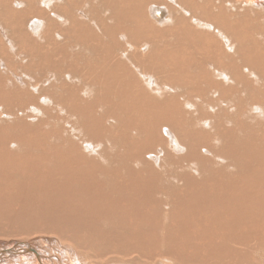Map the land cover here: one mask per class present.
Segmentation results:
<instances>
[{"label":"bare ground","instance_id":"obj_1","mask_svg":"<svg viewBox=\"0 0 264 264\" xmlns=\"http://www.w3.org/2000/svg\"><path fill=\"white\" fill-rule=\"evenodd\" d=\"M44 1L46 2V0H44ZM44 1L39 0L38 2H36V0H0V9H2V10H0V69H1V61L2 60L5 62H8V65L11 61L10 50L8 48V46H10V45H9V43H7V37L8 36L3 32V29L8 28L6 32L11 31L15 38L20 39L21 44L29 43L31 45L30 42H28L27 40L26 41L24 40L27 36V32L37 34V31L39 28H38V25L36 23H35L36 26L34 25L35 27L29 26L30 25L29 23L32 22L31 21L32 19H36L37 21L43 22L44 27H46V30H47V27H49V29L47 30V32H46V30L44 32V38L46 37V39H44L45 40L44 42H45V44L48 45V47L45 48V53H44V56L42 59H44V61L47 62L48 64H50L52 66H56L57 69L61 70V72L64 73L65 75H67L66 73H73L72 80H75V78L80 77L81 73L86 72L89 81L96 88L95 93H93V95L90 97V99H93L95 102L108 103L109 104L112 102V99H114L116 97V98H118L119 102L122 101L124 103V104H121L123 108H121L120 105H110V106L107 105L108 112H106V113L108 115H110L112 118H113V116L116 118L119 116L121 119L122 128L125 129V133H126L125 134L126 136L124 135V140H123V143L121 145V148L124 149V147H125V152L122 154V157H121L122 164L120 166H118V167L117 166H115V167H108V166L103 167V166H100L97 164L96 157H93V159H92L91 158L92 156L88 155L89 152L84 154V153H82L83 151L77 152V151L72 150V149H71L72 150L71 151V150H69L70 146L67 147L68 148L67 150H63V149L61 150V147L63 148V146H65L67 141H68V140L66 141L62 137H61V139L59 138L60 140H58V141H60V145L57 144L59 146L58 150L52 151L50 148H48L49 145L47 144V142L51 141V140H45L47 137H44V135H38L40 137L41 141L40 142L39 141H28L27 143H25L26 145H28L30 147H34V148L33 149L30 148L31 152L27 155L20 156L19 159L16 158V155H10V154H13L10 151H8L10 153L6 154V157L0 153V174L2 176L1 178L4 177L3 183L6 180V177H8V178L14 177L11 175H16L17 181L20 180L21 182H23V183H5V185L3 187L1 186V188H3V189L0 191V195H2V196L5 195V196H3V198L5 197V199H4V201L1 199L2 202H0V209L6 208L8 210L15 211L16 210L15 207L18 206L17 202L21 201L20 205H24L23 209H26L32 215L38 217L37 215L40 213V212L38 213V211H40V209H37V207L39 205H42V207L46 210H47V207L52 206V205L49 204L50 201H47L46 203L44 201H42L43 204H41V202H39L38 200L35 201V199L32 197H40V198H44V199L49 200L53 196V191H55V192H57L58 198H60L59 199V206H60L61 217H51V222H57L54 224H58L59 220H60V226H61V228H64V229L69 228V226L71 227V225L73 227H74V225H77L76 227H74V229L80 231L84 227V224H82L83 222L82 223L80 222V219H83L82 218L83 216L88 217L89 220L91 217H96V214H97L96 209H98V208L97 207L95 208V204H96L95 201L98 200V201L106 202L105 205L109 206L111 202H109L110 199H109L108 195L110 193H113L114 191H117V192H119V194L117 196H118L119 201H120L119 206H122L121 208L123 210V213H122L123 215L126 214V216H129V217H148V218L152 217L153 218L154 214H152V213L155 212V210H158V201L159 200L157 199L158 195H156V187L158 185L157 181H159V176H158V174L156 175V173H155L156 171L154 170L152 165L147 164V163H143L145 155H146V153H145L146 151L144 149L146 143L144 141H148V143H149L153 139L154 140L157 139L156 136L158 134V131L163 130L165 128V126L166 127L168 126V127H170V129H173L174 131H176V135H178V137H180L181 134H183V135L187 134L186 135V136H188V137H186L187 141L191 139V143H194L196 146H197V140L201 139L203 137V134H200L197 131H195V129H196V128H194V127H196L195 125L192 128L194 130L191 129L189 122L195 118V115H194L192 120L190 119L189 122H186V123H189V126H190L188 128V130L186 131V126H185L186 123L184 121L190 117H187L188 115L186 114V116L184 115V117L186 119L181 121V117L183 116V114L180 112L181 101H178L181 99L180 98L181 96L176 95L178 92L176 93V91L174 90L176 94L173 95L171 93L172 95L171 96L168 95L169 97L165 95V99H161L162 101L160 99L158 100L156 97H152L153 94L151 96H148V94L151 92L150 87L148 86L149 85L148 83H150L151 81L143 82V80L142 81L140 80V77L136 73L137 71L134 70V66L128 64V62H129L128 58L124 56V59H123L122 56L116 54V52H118V51H116V46H118V44L115 45L114 42L117 41L118 38L120 39V35L124 36L126 39L124 41H127L129 47L132 46L134 48V52L132 53L131 56L136 61V63H138V65L135 63L136 66L139 67L140 65H143L141 67H143L144 70H148V72L154 73L151 76L161 75L164 77V80H165V78H167V82L169 81V83H171L173 85L181 84L180 86L184 85L187 87L189 85V87H188L189 90H188V88H187V90L192 95L197 94L199 90H200V94H201V91L203 90L202 85H204V84H202V81H204L205 84H207V85H204V87L205 86L208 87L210 85L213 86V84H214V83L213 84L211 83L212 80L209 77L211 75L212 71H209L210 69L208 70V72L202 71V70H205L206 67H208L206 65H207V63H209V61H211V60L213 61L214 56H212L211 54L214 55L215 51H217L215 57L220 58V60H221V58L226 56L223 52H226V49L228 47H226V49H224L225 47L220 48L219 44L214 40L216 37L213 34H211V35L208 34L209 31L207 32L206 29H204L205 27L201 28L200 26L195 24L196 19L201 18L200 19L201 21H204L207 24L214 25L216 29L223 28V29H225V31L227 33H229V35L232 34L234 37L235 36H238V37L242 36L243 38H240V39L237 38V39H239V42H238V40H236L239 43V45L237 43L238 47H240V49H241V51H239V53L242 56H244L249 63L252 62L253 66H255L258 71H262V70H264V47H258L259 45L249 43L251 41L250 37H252V35L258 33L257 36H259L262 33H264L263 29H261L263 31L260 32V31H258V28L255 27L256 25L254 26V28L252 26V25H254L253 22L256 20V15H258V13L256 11L258 9L259 10L262 9V8L260 9L261 3L259 2V0H234L238 5L243 2V4L246 5V7H248V8L242 7L243 8L242 9L241 6H240V8L236 7V6L231 7L230 3H228L229 0H172V5L169 7V9H170L169 11L172 14V17H173L172 20L173 21L171 23L168 22L169 23L168 26L163 25L164 24V22H163V24H162L163 28H162L161 25L158 26V24H160V21H161L160 19H158L159 22H157V24L149 22V19H148L149 15H150L148 5L151 2H156V1L160 2V0H102V3H98V4H102V7L105 9V11H109L108 13H110V15L106 14V16H105L106 18L101 17V19L99 20V22H102L101 30H100L102 35H99L98 30L95 29V26H94V21L97 20V16H98L99 11H100L99 8L101 7V5H100V7L98 6L97 0H50V1H52L50 3H49V1H48V3H44ZM230 1L233 3L232 0H230ZM103 3H104V5H103ZM183 3L185 5L186 11L182 10L183 11L182 12L181 9H182ZM15 6H17V10H15V8H14ZM43 6H46V7H43ZM254 8H257V10H255ZM102 11L100 13H105ZM240 11H242L243 13L241 14ZM257 20H260V19H257ZM24 26H27L28 28L25 30ZM261 26H263V25H261ZM261 26L259 25L258 27L262 28ZM2 27H3V29H2ZM44 27H42V28H44ZM30 28H32V29H30ZM207 29H209V28H207ZM214 33H215V30H214ZM10 36H11V33H10ZM169 36L172 38L167 39ZM255 37H256V35H255ZM257 38H259V37H257ZM233 39H232V41L230 40L232 43H233V41H235L236 38L234 40ZM252 39H253V37H252ZM194 40H196V41H194ZM111 41L113 44L111 43ZM261 41H262V39H261ZM36 42H37V45L35 46L34 44H32V46H31L32 48L35 47V49H36V47H38V46L40 47L42 45L38 40H36ZM193 42L196 44H194ZM255 42L258 43V40L256 39ZM144 43H145L144 46L148 45V46H146V49L142 48V45ZM198 43H200V45H197ZM237 45H236V47H237ZM50 46L52 47L53 53H52V51H50ZM77 46H79L78 47L79 49H76ZM31 47L29 46L28 48L27 47L26 48L28 50ZM119 48H120V46H119ZM42 49H43V47L41 46L39 50L41 51ZM47 49H48L49 53L46 54ZM123 49H124V46H123ZM236 50L237 49H235V51ZM236 52H238V51H236ZM84 54H85V57H83ZM196 54H199V56H201V57L199 58ZM234 54H236V53H234ZM117 55L120 56L122 59L118 58ZM210 55L212 57H210ZM55 58H60L59 63H56L57 61L55 62V60H54ZM237 59H238V57L236 56V63H238ZM37 60L38 59H36V61ZM240 60H242V59H240ZM79 62H82L83 66ZM145 62H147V63H145ZM197 62H199V63H197ZM229 63H231V62H229ZM239 63L241 64L242 62L240 61ZM78 64L81 65V67ZM198 64H201V65H198ZM212 64L215 65L214 63L211 62V65ZM223 66L225 68V65H223ZM244 66L246 67L245 64H244ZM250 66L252 67V65H250ZM50 68L52 69L51 66H50ZM216 68L219 69L218 67H216ZM244 69H246V68H244ZM59 70H57V71H59ZM213 71H215V70H213ZM220 71H222V70H220ZM228 71H226L225 73H227ZM243 71L244 70H242V72ZM52 72H54V71H52ZM231 73H234V72H231ZM171 74H172V76H171ZM238 74H239V72H238ZM149 76H150V74H149ZM212 77H214V76H212ZM219 77H221V75ZM31 78H33V77H31ZM215 78L218 80L217 76ZM225 78H223V79H225ZM229 78H228V80H229ZM232 79L233 78H231V80ZM254 79L256 80V78H254ZM64 80H66V78ZM221 80L222 79L220 78V81ZM4 81H5V79L2 78V73L0 72V95H1V92L4 91V89H6V87L4 85ZM51 81H52V79H51ZM154 81H155V79H154ZM198 81H201V82L199 85H196L195 83L198 84ZM42 82L43 81H41V83ZM90 82H89V84H90ZM161 82H163V80ZM213 82H215V81L213 80ZM225 82L226 81H224V83ZM159 83L160 82L158 81L157 85H159ZM221 83L218 85L214 84V86L219 89V87L221 86ZM152 84H155V83L152 82ZM164 84H165V81H164L163 85ZM56 85H58V84H56ZM80 85H81V83H80ZM166 85H167V83H166ZM166 85H164V86L166 87ZM231 85H230V87H231ZM201 86H202V88H201ZM152 87H153V85H152ZM235 87L233 88L234 89L233 91H235L237 89V88L235 89ZM11 88H12V86H11ZM37 88L39 89V87H37ZM37 88H35V90ZM176 88H178V87L174 86V89H176ZM184 88H186V87H184ZM54 89H55V87H54ZM154 89H155V87H154ZM159 89H162V88L159 87ZM166 89H167V87H166ZM44 90H46V89H44ZM155 90H158V89H155ZM162 90H159V92L160 91L162 92ZM208 90L211 91V89H209V88H208ZM55 91H56V89H55ZM67 91L64 93H65V96L68 98L69 101L75 99L76 97H80L82 94V93H79V91H78V93H76V95L69 93L70 94V96H69L67 94ZM172 91H173V88H172ZM174 91H173V93H174ZM219 91H220V89H219ZM230 91H232V88L230 89ZM245 91L247 92L246 88H245ZM263 91H264V89H263ZM40 92H42V90ZM157 92L158 91H156V93ZM19 93H21V92H19ZM19 93H18V95H19ZM101 93L103 96L101 95ZM164 93H167V92H164ZM221 93H224V91H222ZM38 94H41V93L38 92ZM83 94H84V96H87V98L90 95V93H88V92L83 93ZM161 95L159 94V96H161ZM252 95H254V94H252ZM207 96L209 97L210 94ZM217 96H218V93H217L216 97ZM219 96H222V95H219ZM23 97H25V96H23ZM95 97H99L98 98L99 100H96ZM213 97H214V95H213ZM223 97L224 96H222V99H223ZM49 98H51V97H49ZM57 98H59V97H57ZM210 98H212V97L210 96ZM20 99H22V96L20 97ZM184 99H185V97H184ZM206 99H207V97H206ZM239 99H241V98H239ZM16 100H18V99H16ZM3 101H4L3 98L0 97V102H3ZM32 101L33 100H31V102ZM37 102H39V101H37ZM185 102H187V100L184 101V103ZM184 103H183V105L182 104L181 105L186 108V105L184 106ZM235 103H236V101H235ZM255 103H257V102H255ZM28 104H32V103H28ZM90 104L92 105V103H90ZM190 104H192V103H190ZM34 105H35V103H34ZM91 105H89V106H91ZM237 105H239V104H237ZM25 106H26V104H25ZM69 106L67 108H69ZM81 106H79L80 109L84 105L82 107ZM14 107H15V105H14ZM12 108H13V106H12ZM88 108H91V107H88ZM216 108H217L216 110H218L220 107H216ZM253 108L254 107L252 106V110H253ZM20 109H18V110H20ZM92 109H93V107H92ZM262 109H263V107H262ZM12 110H16V109L13 108ZM94 110H96V109H94ZM83 111L85 113L88 112V110L86 112L85 109ZM189 111H190V109L188 110V112ZM191 111H192V108H191ZM248 111H250V110L247 109L246 112L249 113ZM54 112H55V110H54ZM84 112H82V113H84ZM179 112H180V114H182L181 117H180ZM206 112H207V110H206ZM15 113H17V112H15ZM73 113H76V112H73ZM185 113H187V111ZM214 114H215V112H214ZM93 115H95V114H93ZM96 115H97V113H96ZM23 116H21L22 119H23ZM251 116H253V115H251ZM87 117L88 116H86V118ZM184 117H182V118H184ZM254 117H256V116H254ZM105 118H106V116H105ZM204 118H206V117H204ZM88 119H90V118H88ZM218 119H220L219 115H218ZM92 120H94V119H92ZM196 120H199V119L197 118ZM215 120H216V122H218L217 119H215ZM88 121H90V120H88ZM199 121L202 122L203 120H199ZM219 122H220V120H219ZM193 123H194V121H193ZM195 123H198V122H195ZM202 123H204V122H202ZM202 123H199V124L202 125ZM87 124L88 123H86V125ZM89 124H91V122H89ZM259 124L261 125L260 121H259ZM75 125L76 124H74V126ZM191 125H193V124H191ZM72 126H71V128H72ZM187 126H188V124H187ZM63 127H65V126H63ZM197 127H198V125H197ZM202 127L203 126H201V130H203ZM105 128L108 129L107 127H105ZM216 128H218V126ZM118 129H119V127H117L116 130L118 131ZM128 129H130L131 135L129 133H128L129 135H127ZM60 131L61 130L59 129V132ZM134 131L139 133L136 135V136L139 135L138 137H134V135H135ZM183 131H185V132H183ZM218 131L219 130H217V132ZM164 132H166L165 129H164L163 133ZM203 133H204V131H203ZM206 133H208V131H206ZM173 134H175V132ZM26 135L27 134L24 135V138L26 137V139H33L32 135H30V136L29 135L26 136ZM77 135H78V133H77ZM116 135H117V133H116ZM35 136L36 135H34V138L36 139ZM16 137L17 136L9 137L8 140H14V142H15V139H17ZM205 138H207V137L205 136ZM239 138H240L239 136L234 135V138L227 139V141H226L227 146H230L231 144H233V146L231 148V152H233V153L241 152L240 154L245 156V157L247 155L252 154V152H253L252 149H254V148H252L250 144L249 145L242 144L241 141L239 140ZM255 138L256 137L252 135V136H249L248 140L253 141ZM19 139L21 140V138H19ZM176 139H179V138H176ZM217 139H219V138H217ZM53 140H55V139H53ZM99 140L100 139H97L96 141H99ZM134 140H136V141L138 140V142H134ZM164 140H167V139H164ZM257 140H259V139H257ZM178 141H181V140H178ZM208 141L209 140H206L205 142L207 143ZM17 142H19V140ZM200 142H199V144H200ZM20 143H21V141H20ZM51 143H52V141H51ZM72 143H74V142H72ZM166 143L167 142L165 141V144ZM215 143H216V141H215ZM21 144H24V143L22 142ZM76 144H78V143H76ZM205 145L206 144H204L203 146H205ZM17 146H19V145H17ZM52 146H54L53 143H52ZM209 146L211 147V145H209ZM214 146H215V144H214ZM212 147H213V145H212ZM14 148H15V146H14ZM129 148H131L129 153H126V149L128 150ZM204 148L206 149V147H204ZM15 149H17V148H15ZM161 149H163V148H161ZM207 149H209V147H207ZM262 149L264 152V148H262ZM83 150L85 151V149H83ZM219 150L221 152V149H219ZM19 151H21V150H19ZM191 152H193V151H191ZM4 153H6V151ZM35 153H38L37 156L32 157ZM170 155L167 157H170ZM225 156H227V155H225ZM225 156L222 154V156H220V157H225ZM232 156H234V155H232ZM117 157H119V156H117ZM225 158H226V160L227 159L229 160L228 157H225ZM231 158L232 157H230L229 161L232 163L231 160H233L235 158H233V159H231ZM247 159H249V156ZM32 160H34L35 162L38 161L39 162V163L37 162L38 165H35L33 162H31ZM134 161H137L139 164L143 163L142 167L138 168V169L131 167V164L132 165L136 164V162H134ZM171 161H172V159H171ZM235 161H233V162H235ZM54 162L57 163V165H55L53 167L50 166V164H53ZM176 162H178V161H176ZM237 162H239V160ZM17 163L19 166H17ZM231 163L229 164V167H231L230 166ZM262 163H264V162H262ZM28 164H30V166ZM207 164H208V162H207ZM235 164H236V162H235ZM219 165L225 166V164H222V165L219 164ZM232 165H233V163H232ZM37 166H39V167H37ZM243 167H244V165H243ZM226 168H228V166ZM246 168H248V166ZM219 169H221V168H219ZM207 170H209V169H207ZM21 171H23L22 175H19V173ZM226 171H227V169H226ZM184 173H186V172L184 171ZM200 173L202 174V172H200ZM207 173L208 174L206 175L207 177H205L206 178L205 182L203 181V183H200V181L198 182L197 180L191 181V180L187 179V181L183 184V185H185L183 190L181 189L179 191L174 192L173 195L177 196L175 200L178 203V206L181 208V212L183 211V212L188 213V211L190 210L189 211L190 214L188 213L190 215V217H192V218L193 217H197V218L201 217L202 218V217H212V214L214 212L219 211L218 216H215V217H227L229 220L228 222H230L231 221L230 217H234V218L235 217H241V219H242V217H244V216L249 217L250 213L253 210L257 211V215L259 213H261V211H264V186L261 189V192L258 191L257 193H255V192L254 193H250V192L248 193V188L253 183L258 184L259 181L261 180V175L264 174V164L261 165V169H260V172L258 175L248 172L247 174H245L246 176L244 174H243V176H239L238 174L236 176L235 175L236 173H235L234 176H232L231 178H229L230 176L228 178H225V177H223L221 172H218L217 170L215 171V169L213 171H209ZM189 175L191 176V174H189ZM193 176H194V174H193ZM123 177H124L125 181H128L126 183L127 184L126 188H125L126 184L124 185V184H122L121 181L118 180V179H122ZM196 177H193L192 179H194ZM202 177H204V176H202ZM175 178L177 179V177H175ZM185 178H186V176H185ZM189 178H191V177H189ZM202 180H204V179H202ZM120 185H121V187H120ZM261 185H262V183L259 185L260 188H261ZM252 189H251V191H252ZM81 193L83 194V197H84V194L87 195L86 196L87 201H85L84 198L80 199L82 197ZM111 196L112 195H110V197ZM150 196L152 197V199H149ZM71 197L73 199L72 201L70 199ZM94 197L96 198V200H94ZM142 198H143V201H142ZM67 199H69L71 201L70 202L71 206H69V203L65 201ZM146 199H147V201H150V203L152 204L150 209H148L149 205L147 206ZM79 202H81L82 204H79ZM237 203H239L238 206H237ZM219 204L222 205L223 208ZM59 206H58V208H59ZM187 206H188V210H185L186 209L185 207H187ZM215 206H217V207L214 208ZM219 206L221 208H219ZM217 208H219V209H217ZM117 210H118V208H117ZM216 210H218V211H216ZM71 211L74 212L75 214H72ZM9 212H7V213H9ZM11 213H13V212H11ZM101 213L102 212H99V214H101ZM177 213H176V215H177ZM13 214H16V213H13ZM182 215H184V213ZM182 215L180 217H182ZM9 217H8V219H9ZM66 217H69V218L73 217L74 219L69 220V218L66 219ZM75 217H78L79 220L77 218L75 219ZM79 217H81V218H79ZM121 217H123V216H121ZM260 217L261 216H258L257 222H255V218H257V217H255L253 223L254 222L260 223L259 222ZM197 218L196 219L194 218L195 219V221H194L195 227L194 228L197 227L196 223L197 224L200 223L199 220H198L199 223L196 222ZM251 218H253V217H251ZM85 219L87 220V218H85ZM221 219L223 222L222 226L227 227L228 226L227 224H229V223L225 222V220L223 218H221ZM231 219H233V218H231ZM244 219H246V218H244ZM191 220H193V219H191ZM191 220H190V222L192 223L193 221H191ZM217 220L218 219H216V221ZM205 222L206 221H204L202 223H205ZM261 222H262V220H261ZM213 223H214V221H213ZM240 223H241V221H240ZM193 224H191V225H193ZM243 224H244V222H243ZM210 225H213L211 227H212V229H214V224H212V222ZM206 226L208 227V225H206ZM200 227H202V226H200ZM224 227H222V228H224ZM189 228H191V226ZM197 228H199V227H197ZM204 228H206V227H204ZM222 228H219V229L221 230ZM239 228H241V227H239ZM224 229H227V228H224ZM249 229H251V228H249ZM184 230L186 231V229H184ZM243 230H244V228H243ZM251 231H250V234L252 236L254 234ZM59 233H60V231H59ZM187 233H190V232H187ZM183 234H184V232H183ZM195 234H197V233H195ZM195 234H193L190 238H192L193 240H197V237L195 236ZM211 234L213 235L212 237L208 236L210 238V241L214 240L216 238H220L221 240L222 239L226 240L227 237H229V239L231 238V236L229 234H227L225 231L224 232H218V229H217V232L215 231V233H211ZM145 235H146V232H145ZM173 235H175V234H173ZM242 235H243V232H242ZM171 238H172V236H171ZM173 238H175V237H173ZM143 239H145V238H143ZM186 239L188 240L189 238H186ZM229 239H227V240H229ZM232 239H233V237H232ZM251 240H253V239H251ZM176 241L177 240L175 239V242ZM201 241H202V239H201ZM236 241H234V242H236ZM202 242H201V244H202ZM187 243H188V245H190L189 241ZM204 243H208V242L204 241ZM211 243H215V242H211ZM211 243H208V245L211 246ZM180 245L183 246V244H180ZM242 245L244 246L245 244L241 243V246ZM199 246H202V245H199ZM221 246H222V244H221ZM173 247H176V246H173ZM217 247H218V245H217ZM189 248L191 249L190 246H189ZM249 248H251V247L249 246ZM192 250H193V248H192ZM209 250L212 253V250L211 249H209ZM224 250L222 248V251H224ZM255 254H256V252H255ZM248 255H247V258H248ZM22 256H23V258L26 256L27 257L32 256L37 261L38 264H54V262H55V264H64L63 261L59 260V258H57L56 256L53 257L51 255L45 254L43 251L36 249L31 243L18 242V243H15L14 246L11 248H2L0 246V264H5L8 261L12 262L13 264H16L15 262L20 260V257H22ZM200 257H202V256H199V259H200ZM13 259H14V261H13ZM238 260H239V258H238Z\"/></svg>","mask_w":264,"mask_h":264},{"label":"rangeland","instance_id":"obj_2","mask_svg":"<svg viewBox=\"0 0 264 264\" xmlns=\"http://www.w3.org/2000/svg\"><path fill=\"white\" fill-rule=\"evenodd\" d=\"M38 1L39 0H36V2H38ZM41 1H44V0H41ZM48 1H49V3L52 2L50 0H46V2L44 1V3H48ZM232 1H233V3L230 0L228 1V3H230L231 7L236 6V7L240 8V6H241V8L242 7L248 8V7H246V5L243 4V2L238 5L234 0H232ZM259 2L261 3L260 9L261 8L262 9L257 10V8H254L255 10H257L256 12L258 13V15H256V20L253 22L254 25H252V24L251 25L253 26V28L256 25L255 27L258 28V31L261 32L264 30V20H263L264 19V0H259ZM98 3H102V0H97V4ZM100 5H101V7H100ZM103 5H104V3H103ZM171 5H172V0H160V2H158V1L151 2L148 5V7H149L148 9L150 11V15L148 17L149 22L157 24V22H159L158 19H160L161 21H160V24H158V26L161 25L162 28H163V25L168 26V24H169L168 22L171 23L173 21L172 20L173 19L172 14L169 11L170 10L169 7ZM98 6L100 7V8L98 7L100 11H99V14L97 16V20L94 21V26H95V29L98 30L99 35H102L100 32L102 22H99V20L101 19V17L106 18L105 17L106 14L110 15V13H108L109 11H105V9L102 7V4H98ZM43 7H46V6H43ZM14 8H15V10H17V6H15ZM0 10H2V9H0ZM182 10L183 11L185 10L184 3L182 4L181 11ZM101 11L105 12V13H100ZM240 13L242 14L243 12L240 11ZM200 19L201 18H197L195 21V24H197L201 28L205 27L204 29H206L207 32L209 31L208 34H210V35L213 34L216 37L214 40L219 44L220 48L225 47L224 49H226V47H228L226 49V52H223L226 56L221 58V60H220V58L215 57L217 51L214 50L215 54L214 55L211 54L212 56H214L213 61L212 60L209 61V63H207V65H206L208 67L205 66L206 69L202 70V71L208 72V70L210 69L209 71H212L211 75L214 77H212L211 75L209 76L210 79L212 80L211 81L212 84L214 83V84L218 85L222 82L221 86L219 87L220 91L218 88H216L214 86V84H213V86L210 85L208 87L207 86L204 87V85H207V84H205V82L202 81V84H204V85L201 84L203 86V88L201 86V88L203 89L201 91V94H200V90H199L197 94L192 95L188 91L189 85L187 87V86H184L182 84L186 88H184L183 86H180L181 84L173 85V84L169 83V81L167 82V78H165V80H164V77L161 75L151 76L154 73H150V72H148V70H144L143 67H141L143 65L139 64L140 65L139 67L136 66L135 65L136 61L131 56L132 53L134 52V48L132 46L129 47L127 41H124V40H126L124 36L120 35V39L118 38V40L114 42L115 45L118 44V46H116V51H118V52H116V54L122 56L123 59H124V56L128 58V60L130 62V63L128 62V64L134 66V70L137 71L136 73L140 77V80L141 81L143 80V82L151 81L150 83H148L149 85L146 83L150 87V90H151V92L149 94L147 93L148 96H151L153 94L152 97H156L158 100L159 99L161 100V99H165V95L171 96L172 94L174 95L178 92L179 94L177 93L176 95L181 96L180 97L181 99L178 101H181V103L179 102L180 103V112L183 114V116H182V114H180V112H179L180 117L181 116L184 117V115L186 116V114L188 115L187 117H190V118H187V120H185L184 122L186 123V122H189L190 119L192 120L194 115H195L196 119L198 118L199 120H203L202 122H204V123H202L199 120H196L195 118L189 122L191 129L195 125L196 126V127H194V128H196L195 131H197L200 134H203V137L201 139L197 140V146L194 143H191V139L187 141V138H186V137H188V136H186L187 134L186 135L181 134L180 137H178V135H176V131H174L173 129H170V127H168V126L167 127L165 126V128H164L166 132L163 133L164 129L158 131V134L156 136L157 139H155V140L153 139L149 143H148V141H144L146 143L145 148H144L146 151L145 152L146 155H145L143 163H147V164L152 165L154 170L156 171L155 172L156 175L158 174V176H159V181H157L158 182V185H157L158 188L156 187V195L159 196V197L157 196V199L159 200L158 201V210L154 209L155 212L152 213V214H154L153 218L152 217H149V218L148 217H129V216H126V214L123 215L122 214L123 210L121 208L122 206H119L120 201H119V198L117 196L119 194V192L114 191L115 193L113 192V193H110L108 195L109 199H110L109 202H111L109 206L105 205L106 202H102V201H98V200L95 201L96 202L95 208L96 207L98 208V209H96V211H97L96 217H91L89 220L88 217L83 216L82 217L83 219H80V222L81 223L83 222L82 224H84L85 228L83 227V229L78 231V230L74 229V227H76L77 225H74V227L71 225V227L69 226V228L64 229V228H61V226H60V220H59L58 224H54L57 222H51V217H61L60 206H59V199L60 198H58L57 192L53 191V196L49 200L44 199V198H40V197H32L35 199V201L38 200L39 202H41V204H43L42 201H44L45 203L47 201H50L49 204L52 205V206L47 207V210L44 209L42 207V205H39L37 207V209H40V211H38V213L40 212L41 214L39 213L40 215L38 214L37 215L38 217L32 215L26 209H23L24 205H20L21 201L17 202L18 206L15 207L16 208V210L14 209L15 211H11V210H8L6 208L0 209V234H1L0 235V246L2 248H11L14 246L15 243H18V242L31 243L36 249L43 251L45 254L51 255L53 257L56 256L57 258H59V260L63 261L64 264H264V220H263L264 219V211H261V213H259L257 215V211L253 210L250 213L249 217L244 216V217H242V219H241V217H235V218L230 217V220H231L230 222H228L229 220L227 217H215V216H218V214H219L218 210H216L218 212L213 213L214 215L212 214V217L214 219L212 217H202V218L198 217L199 219L197 217L192 218L189 215L190 210L188 211L189 214L187 212L182 211L184 213V215H182L183 213L181 212V208L178 206V203L175 200L177 196L173 195L175 191H179L181 189L183 190V188L185 186L183 184L187 181V179H189L191 181L197 180L198 182L200 181V183H203V181L205 182V179H206L205 177H207L206 175L208 174L207 172L213 171L214 169H215V171L217 170L218 172H221L223 177L228 178L230 176L229 178H231L232 176H234L235 173H236L235 174L236 176H237V174L239 176H243V174L245 175L248 172L258 175L260 172V169H261V165L264 164V163H262V162H264L263 161L264 160V152L262 149V148H264V143H263L264 142V100H263L264 99V91H263V89H264V83H263L264 82V70L258 71L256 69V67L253 66L252 62H250L251 63L250 64L247 61V59L239 53V51H241V49H240V47H238V45H239L238 42H239L240 38H243L242 36H240V37L235 36L234 37L232 34L229 35V33H227L225 31V29H223V28L216 29L214 25L207 24L204 21H201ZM257 19H260V20H257ZM31 21L32 22L29 23L30 24L29 26L32 27L36 23L38 25V28H39L37 31V34L27 32V36L24 40L25 41L27 40L28 42H30L31 45L29 43L21 44L20 39L15 38L11 31L6 32L8 28L3 29V27H2L3 32L8 36L7 37V43H9V45H10V46H8V48L10 50L11 61L8 65V62H5L2 60L1 61V69H0V72L2 73V78L5 79L4 85L6 87V89H4V91H2L1 95H0V97H2L4 100L3 102H0V138L2 137L0 139V153L6 157V154H9L11 152L13 154H10V155H16V158L19 159L20 156L29 154L31 152V149L34 148V147H30V146L26 145L25 143H27L28 141H39L40 142L41 140H40V137L38 135H44V137H47L45 140H51L52 141L54 146H52L51 141L47 142V144L49 145L48 148H50L52 151L58 150L59 146L57 144L60 145V141H58V140H60L62 137L66 141L67 140L68 141L66 143L67 146L65 145V146H63V148L61 147V150L62 149L67 150L68 149L67 147L70 146L69 150L72 149V150H75L77 152L83 151L82 153H84V154L89 152L88 155L92 156L91 157L92 159H93V157H96L97 164L100 166H103V167H106V166H108V167L117 166L118 167V166H120L122 164V159H121L122 154L125 152V147H124V149L121 148V145H122L123 140H124V135L126 134L125 129L122 128V122H121V119L119 116L117 118L113 116V118H112L106 112H108L107 105L108 106L120 105V107L123 108L121 104H124V103L122 101L119 102L118 98H116V97L114 99H112V102L109 104L108 103L95 102L93 99H90V97L93 95V93H95L96 88L89 81L86 72L81 73L80 77H77V78H75V80H72L73 73H66L67 75H65L64 73L61 72V70L57 69L56 66H52V65L48 64L47 62H45L44 59H42V58H43L44 53H45V48L48 47V45L45 44V42H44L45 41L44 39H46V37L44 38V32L46 30V27H44L43 22L37 21L36 19H32ZM163 22H164V24H163ZM257 25L258 26L263 25V26H261L262 28H260ZM24 27H25V30L28 28L27 26H24ZM42 27H44L45 29ZM207 28H209V29H207ZM30 29H32V28H30ZM48 29H49V27H47V30ZM261 29H263V30H261ZM47 30H46V32H47ZM214 30H215V33H214ZM10 33H11V36H10ZM255 35H256V37H255ZM257 35H258V33L252 35L253 39H252V37H250L252 42L250 41L249 43L259 45L258 47H264V42H263L264 41V33H262L259 36H257ZM257 37H259V38H257ZM170 38H172V37L169 36L167 39H170ZM233 38L234 39L236 38V39L232 43L231 41ZM237 38H239V39H237ZM256 39L258 40V43L255 42ZM261 39H262V41H261ZM36 40H38L42 44L41 46L43 47V49L41 51L39 50L41 46L36 47V49H35V47H33L35 50L31 47L32 44H34L35 46L37 45ZM236 40H238V42ZM194 41H196V40H194ZM111 43H112V41H111ZM237 43H238V45H237ZM194 44H196V43H194ZM144 45H145V43L142 45V48L146 49V46H148V45H146V46H144ZM197 45H200V43H198ZM236 45H237V47H236ZM29 46L31 48H29L28 49L29 51H28L27 48ZM119 46H120V48H119ZM123 46H124V49H123ZM78 47L79 46H77L76 49H79ZM235 49H237L236 51H238V52H236ZM50 51H52V53H53L51 46H50ZM47 53H49L48 49L46 50V54ZM234 53H236V54H234ZM196 55L199 58L201 57V56H199V54H196ZM211 55H210V57H212ZM120 56H118V58H121ZM236 56L238 57L239 60L242 59L240 61L243 64L242 63L240 64L239 63L240 61L238 59H237L238 63H236ZM83 57H85V54L83 55ZM36 59H38V60L36 61ZM54 60H55V62L57 61L56 63H59L60 58H55ZM211 62L214 63L215 65H213V64L211 65ZM229 62H231V63H229ZM79 63L83 66L82 62H79ZM145 63H147V62H145ZM197 63H199V62H197ZM136 64L138 65V63H136ZM244 64L246 65V67L244 66ZM249 64L252 65V67ZM81 65H79V66L81 67ZM198 65H201V64H198ZM223 65H225V68ZM50 66L52 67V69L50 68ZM216 67H218L219 69H217ZM244 68H246L247 70ZM57 70H59V71H57ZM213 70H215V71H213ZM220 70H222V71H220ZM242 70H244V71L242 72ZM52 71H54V72H52ZM226 71H228V72L225 73ZM237 71L239 72V74ZM231 72H234V73H231ZM149 74H150V76H149ZM172 74H171V76H172ZM220 75H221V77H219ZM216 76H217L218 80L215 78ZM31 77H33L34 79ZM65 78H66V80H64ZM220 78L222 79L221 81H220ZM223 78H225L226 80ZM228 78L230 81L228 80ZM231 78H233V79L231 80ZM254 78H256L257 81ZM51 79H52V81H51ZM154 79H155V81H154ZM162 80H163V82H161ZM213 80L215 82H213ZM41 81H43V82L41 83ZM158 81L160 82L159 85H157ZM164 81H165L164 85H166V83H167V85H166L167 89L163 85ZM224 81H226L227 83L226 82L224 83ZM89 82H90V84H89ZM152 82L155 84H152ZM200 82L201 81H198V84L197 83H195V84L199 85ZM80 83H81V85H80ZM56 84H58V85H56ZM86 84L87 85L89 84V85L87 86ZM152 85H153V87H152ZM230 85H231V87H230ZM11 86L13 89L11 88ZM53 86L55 87L56 91H55ZM158 86L161 87L163 90L159 89ZM174 86L178 87V88H176L177 90L174 89ZM37 87H39V89ZM154 87H155V89H158V90H155ZM234 87H235V89L237 88L235 91H233ZM244 87L246 88L248 93L245 91ZM35 88H37V89L35 90ZM172 88H173V91L174 90L176 91V93H175V91L173 93ZM187 88H188V90H187ZM208 88L211 89V91L208 90ZM231 88H232V91H230ZM44 89H46V90H44ZM39 90L40 91L42 90V92H40ZM159 90H162V92L161 91L159 92ZM18 91L21 93H19ZM66 91H67V94L69 96H70V94L76 95V93H78V91H79V93H82L80 96L81 98L76 97L75 99L69 101L68 98L65 96V93H64ZM156 91H158V92L156 93ZM181 91L182 92L184 91V92L182 93ZM222 91H224L225 94L221 93ZM38 92L41 93L42 95L38 94ZM87 92L90 93L88 98H87V96H84V94H83V93H87ZM164 92H167V93H164ZM9 93L10 94L12 93L13 95L11 94L12 95L11 96ZM18 93H19V95H18ZM217 93H218V96L219 95L224 96L223 99H222V96L216 97ZM159 94L160 95L162 94L164 97L162 95L159 96ZM209 94L212 98H210V96L209 97L207 96ZM252 94H254V95H252ZM101 95H102V93H101ZM213 95H214V97H213ZM21 96H22V99H20ZM23 96H25V97H23ZM49 97H51V98H49ZM57 97H59V98H57ZM184 97H185V99H184ZM189 97L190 98L192 97V98L190 99ZM206 97H207V99H206ZM238 97L241 99H239ZM95 98H96V100H99L98 99L99 97H95ZM16 99H18V100H16ZM31 100H33V101L31 102ZM36 100L39 102H37ZM183 100L184 101L187 100V102L184 103ZM235 101H236V103H235ZM255 102H257V103H255ZM28 103H32V104H28ZM34 103L36 106L34 105ZM90 103H92V105ZM183 103H184V106L186 105V108L182 106ZM190 103H192V104L194 103V104L192 105ZM25 104L27 107L25 106ZM237 104H239V105H237ZM11 105L16 110H12L13 108ZM14 105L16 108L14 107ZM81 105L82 106L84 105V106L82 107ZM89 105H91V106H89ZM251 105L254 107L253 110H252ZM68 106H69V108H67ZM79 106H81L82 108L80 109ZM87 106L91 107V108H88ZM92 107H93V109H92ZM216 107H220V108L218 110H216L217 109ZM262 107H263V109H262ZM191 108H192V111H191ZM18 109H20V110H18ZM84 109L86 112L88 110V112L85 113L83 111ZM94 109H96V110H94ZM189 109H190V111L188 112ZM247 109L250 110V111H248L249 113L246 112ZM54 110H55V112H54ZM185 110L187 111V113H185L186 112ZM206 110H207V112H206ZM15 112H17V113H15ZM73 112H76V113H73ZM82 112H84V113H82ZM214 112H215V114H214ZM96 113H97V115H96ZM83 114L84 115L86 114V115L84 116ZM93 114H95V115H93ZM20 115L21 116L24 115L23 119ZM218 115H219L220 119H218ZM251 115H253V116H251ZM86 116H88V117L86 118ZM105 116H106V118H105ZM254 116H256V117H254ZM182 117H181V121L186 119L185 117L184 118H182ZM204 117H206V118H204ZM88 118H90V119H88ZM92 119H94V120H92ZM215 119H217L218 122H216ZM88 120H90V121H88ZM219 120H220V122H219ZM193 121H194V123H193ZM259 121H260L261 125L259 124ZM89 122H91V124H89ZM195 122H198V123H195ZM86 123H88L87 124L88 126L86 125ZM189 123L185 124L186 131L190 127ZM199 123H202V125ZM74 124H76V125L74 126ZM187 124H188V126H187ZM191 124H193V125H191ZM197 125H198V127H197ZM63 126H65V127H63ZM71 126H72V128H71ZM201 126H203L202 127L203 130H201ZM217 126H218V128H216ZM105 127H107L108 129H106ZM117 127H119L118 131L116 130ZM59 129L61 130L60 132H59ZM192 130H194V129H192ZM217 130H219V131L217 132ZM203 131H204V133H203ZM206 131H208V133H206ZM174 132H175V134H173ZM183 132H185V131H183ZM77 133H78V135H77ZM116 133H117V135H116ZM128 133L131 135L130 129H128L127 135H129ZM25 134H27L26 136L32 135L33 139H26V137L24 138ZM134 134H135L134 137L139 136V135L136 136L137 134H139L138 132L134 131ZM34 135H36L35 136L36 139L34 138ZM234 135L240 137L239 140L241 141L242 144H246V145L250 144L251 147L254 148V149H252L253 150L252 154L247 155L245 157V156L240 154L241 152H239V153L231 152V148H232L233 144H231L230 146H227L226 141L229 138H234ZM252 135L255 136L259 140H257L256 138L253 140L254 142L248 140L249 136H252ZM12 136H17L16 137L17 139H15V142H14V140H8L9 137H12ZM205 136L207 138H205ZM18 137L21 138V140ZM216 137L219 139H217ZM176 138H179V139H176ZM53 139H55V140H53ZM97 139H100V140L96 141ZM110 139L111 140L113 139V140L111 141ZM164 139H167V140H164ZM18 140H19V142H17ZM178 140H181V141H178ZM206 140H209V141L206 143L205 142ZM20 141H21V143L23 142L24 144H21ZM165 141L168 144L167 143L165 144ZM215 141H216V143H215ZM72 142H74V143H72ZM134 142H138V140L137 141L134 140ZM199 142L201 145L199 144ZM76 143H78V144H76ZM202 144L203 145L206 144V145L203 146ZM214 144H215V146H214ZM17 145H19V146H17ZM209 145H211V147ZM212 145H213V147H212ZM14 146L17 149H15ZM204 147H206V149H207V147H209V149L206 150ZM78 148L79 149L81 148V149L79 150ZM161 148H163V149H161ZM83 149H85V151ZM130 149L131 148H129L128 150L126 149V153H129ZM219 149H221V152ZM4 150L6 151V153H4L5 152ZM19 150H21V151H19ZM8 151H10V152H8ZM191 151H193V152H191ZM37 154L38 153H35L34 155L32 154L33 155L32 157H36ZM222 154L224 156L227 155L225 157H228L229 160H230V157H232L231 159L235 158V159L231 160L233 165L228 159L226 160L225 157H220V156H222ZM169 155H170V157H167ZM232 155H234V156H232ZM117 156H119V157H117ZM248 156H249V159H247ZM171 159H172V161H171ZM238 160H239V162H237ZM248 160L249 161L251 160V161L249 162ZM176 161H178V162H176ZM233 161H235L236 164ZM31 162H33L35 165H38V163H39L38 161L35 162L34 160H32ZM134 162H136V164H133V165L131 164V167H134L136 169L141 168L143 165V163L139 164L137 161H134ZM207 162H208V164H207ZM217 162L221 165L225 164V166L224 165L220 166ZM229 162L231 163V165H230L231 167H229V164H230ZM30 164H28V165L30 166ZM55 165H57V163H55V162L53 164H50V166H52V167ZM243 165H244V167H243ZM246 165L248 166V168H246L247 167ZM17 166H19L18 163H17ZM227 166H228V168H226ZM37 167H39V166H37ZM219 168H221V169H219ZM225 168L227 169V171ZM207 169H209V170H207ZM184 171L186 173H184ZM199 171L202 172V174ZM22 172L23 171H21L19 173V175H22ZM189 174H191V176ZM193 174H194V176H193ZM11 176H14V177L13 178L6 177V180H5L6 182L4 181V183H3L4 177L1 178L2 176L0 174V191L3 189V188H1V186L3 187L5 185V183H23L20 180L17 181L16 175H11ZM185 176H186V178H185ZM202 176H204V177H202ZM175 177H177V179ZM189 177H191V178H189ZM193 177H196V178L192 179ZM202 179H204V180H202ZM118 180L121 181L122 184H124V185L128 182V181L124 180V177L122 179H118ZM261 183H262V185L260 188L259 185ZM263 186H264V174L261 175V180L259 181L258 184L253 183L249 187L250 189L248 188V193L249 192L250 193H254V192L257 193L258 191L261 192V189L263 188ZM120 187H121V185H120ZM126 187H127V184H126L125 188ZM251 189H252V191H251ZM110 195H112V196L110 197ZM3 196H5V195H3ZM3 196L0 195V202H2V200L4 201V199H5V197L3 198ZM81 196H80L81 197L80 199L84 198V200L87 201L86 200L87 195L84 194V197H83V194L81 193ZM70 199H71V201L73 200L72 197ZM149 199H152V197L150 196ZM94 200H96L95 197H94ZM65 201L69 203V206H71V203H70L71 201L69 199H67ZM142 201H143V198H142ZM146 203H147V206L149 205L148 209H150L152 204L150 203V201H147V199H146ZM79 204H82V203L79 202ZM238 205H239V203H237V206ZM58 206H59V208H58ZM220 206H222V205H220ZM220 206H219V208H221ZM216 207L217 206H215L214 208H216ZM117 208H118V210H117ZM185 208H186L185 210H188V206ZM219 208H217V209H219ZM222 208H223V206H222ZM7 212H9V213H7ZM11 212L16 213V214H13ZM99 212H102V213L99 214ZM71 213L75 214L72 211H71ZM176 213H177V215H176ZM181 215H182V217H180ZM121 216H123V217H121ZM258 216L262 217V218L261 217L259 218L260 223H255L258 220ZM8 217H9V219H8ZM251 217H253V218H251ZM255 217H257V218H255ZM67 218H69V217H66V219ZM76 218L78 219V217H75V219ZM79 218H81V217H79ZM85 218H87V220ZM194 218L195 219L197 218L196 222H198V220H199L200 223L199 222H198L199 224L196 223L197 227H199V228H197V227L194 228L195 227V223H194L195 219ZM221 218H223L225 220V222L229 223V224H227L228 225L227 227L222 226L223 222H222ZM231 218H233V219H231ZM244 218H246V219H244ZM254 218H255V222L253 223ZM70 219H74V218L71 217V218H69V220ZM191 219H193V220H191ZM216 219H218V220L216 221ZM190 220L193 222L191 223ZM261 220H262V222H261ZM204 221H206V222L202 223ZM213 221H214V223H213ZM240 221H241V223H240ZM211 222H212V224H214V229H212V227H211L213 225H210ZM243 222H244V224H243ZM191 224H193V225H191ZM172 225L175 228L176 227L177 228L175 229ZM206 225H208L209 228ZM190 226H191V228H189ZM200 226H202V227H200ZM221 226L224 228H227V229H224ZM204 227H206V228H204ZM239 227H241V228H239ZM219 228H222V229L220 230ZM243 228H244V230H243ZM249 228H251V229H249ZM184 229H186V231ZM217 229H218V232H224L225 231L227 234H229L231 236V238L229 239V237H227V239H229V240H227V239L221 240L220 238H216V239L210 241L209 237L213 236L211 233H215V231L217 232ZM59 231H60V233H59ZM241 231L243 232V235H242ZM250 231L253 232L254 235L251 236ZM145 232H146V235H145ZM183 232L185 235L183 234ZM187 232H190V233H187ZM192 233L193 234L197 233V234H195V236L197 237V240H193L192 238H190L193 235ZM173 234H175L176 236ZM171 236H172V238H171ZM184 236L186 238H189V239L187 240ZM173 237H175V238H173ZM232 237H233V239H232ZM143 238H145V239H143ZM175 239L177 240L176 241L177 243L175 242ZM201 239L203 242L201 241ZM251 239H253V240H251ZM188 241H189L190 245H188V243H187ZM200 241L202 242V244ZM204 241H207L208 243H211V242H215V243H211V246H209L208 243H204ZM234 241H236V242H234ZM241 243L245 244V245L241 246ZM180 244H183V246ZM221 244L223 247L221 246ZM199 245H202V246H199ZM217 245H218V247H217ZM173 246H176L177 248L173 247ZM189 246L191 247V249L189 248ZM249 246L251 248H249ZM192 248H193V250H192ZM222 248H223V250L224 249L225 250L222 251ZM209 249L212 250V253ZM255 252H256V254H255ZM247 255H248L249 259L247 258ZM199 256H202V257H200V259H199ZM22 258H23V256L20 257V260H18L15 263L16 264H38L37 261L32 256H30V257L26 256L23 259ZM238 258H239V260H238ZM13 261H14V259H13ZM8 263L13 264L10 261H8L5 264H8ZM54 264H55V262H54Z\"/></svg>","mask_w":264,"mask_h":264}]
</instances>
